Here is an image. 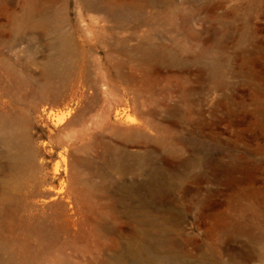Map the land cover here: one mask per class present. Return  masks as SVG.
I'll list each match as a JSON object with an SVG mask.
<instances>
[{
	"label": "rangeland",
	"instance_id": "374dc122",
	"mask_svg": "<svg viewBox=\"0 0 264 264\" xmlns=\"http://www.w3.org/2000/svg\"><path fill=\"white\" fill-rule=\"evenodd\" d=\"M0 116L36 166L0 264H264V0H0ZM70 168L65 224L31 189Z\"/></svg>",
	"mask_w": 264,
	"mask_h": 264
},
{
	"label": "bare ground",
	"instance_id": "6f19581e",
	"mask_svg": "<svg viewBox=\"0 0 264 264\" xmlns=\"http://www.w3.org/2000/svg\"><path fill=\"white\" fill-rule=\"evenodd\" d=\"M72 107L73 106H67L66 110L61 111L60 116L56 112L57 110L53 111V109H48L47 111H44L48 118L54 119V124L59 128V125L64 122V119L70 115ZM120 114V112L115 113L116 121L127 127L126 125H128V121L124 120L123 116L121 117ZM31 142L32 141L28 133L24 130L22 124L11 123L4 117L0 116V175L5 176V179L0 181L1 193H8L9 190L15 194L22 193L21 191L27 188L29 184L35 180V177L33 176L35 173L34 169L36 168L34 165L35 153ZM70 169L71 173L67 172V179L61 182L59 181L60 185L57 188L49 186L38 190L36 186L42 188V185L45 183L43 180H39L38 183H34L36 186H33V189H31L37 207L39 206V209L49 207L58 210L60 214L63 215L65 224L70 222V216L73 212L83 208V203L86 200L84 189L75 185L73 181V169ZM44 176L45 175H43L42 178H44ZM155 181L156 180L154 179H150L148 180V183L153 184ZM222 224L223 220L220 216L214 220L211 228L213 230L217 229ZM137 254H139V252ZM164 258L166 259L168 257ZM169 258L171 260L173 257ZM166 260L155 257L152 260V264H169V261L166 262ZM171 261L173 262L174 260ZM175 263H177V261Z\"/></svg>",
	"mask_w": 264,
	"mask_h": 264
}]
</instances>
